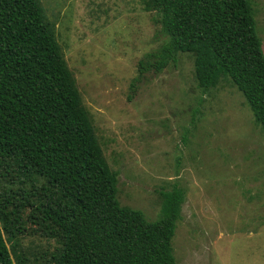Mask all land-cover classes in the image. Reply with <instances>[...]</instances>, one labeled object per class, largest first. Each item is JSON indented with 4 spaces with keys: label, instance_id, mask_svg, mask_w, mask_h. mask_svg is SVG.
Here are the masks:
<instances>
[{
    "label": "rangeland",
    "instance_id": "rangeland-1",
    "mask_svg": "<svg viewBox=\"0 0 264 264\" xmlns=\"http://www.w3.org/2000/svg\"><path fill=\"white\" fill-rule=\"evenodd\" d=\"M70 71L92 134L111 172L116 200L148 221L161 196L184 200L170 240L176 264H264V136L227 80L200 92L192 56L144 74L128 95L137 60L157 47L140 0H38ZM264 59V0H247ZM129 97V98H128ZM0 230L24 264H52L61 228L40 191L5 192Z\"/></svg>",
    "mask_w": 264,
    "mask_h": 264
},
{
    "label": "trees",
    "instance_id": "trees-1",
    "mask_svg": "<svg viewBox=\"0 0 264 264\" xmlns=\"http://www.w3.org/2000/svg\"><path fill=\"white\" fill-rule=\"evenodd\" d=\"M140 3L159 43L137 60L128 95L144 74L190 54L196 89L227 80L264 136V59L247 0ZM0 178L5 192L24 186L58 208L60 229L41 223L59 245L52 264H176L170 240L183 190L161 196L157 221L119 205L116 173L101 155L38 0H0ZM0 264H24L1 230Z\"/></svg>",
    "mask_w": 264,
    "mask_h": 264
}]
</instances>
